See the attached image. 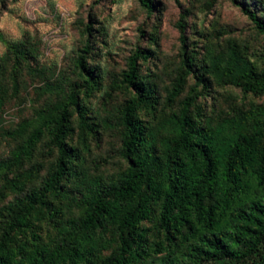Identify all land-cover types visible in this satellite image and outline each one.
I'll return each instance as SVG.
<instances>
[{
    "label": "rangeland",
    "instance_id": "obj_1",
    "mask_svg": "<svg viewBox=\"0 0 264 264\" xmlns=\"http://www.w3.org/2000/svg\"><path fill=\"white\" fill-rule=\"evenodd\" d=\"M150 1L149 13L138 0H0V163L21 145L19 127L31 129L40 110L67 103L75 87L91 127L84 134L75 107H69L66 143L78 151L75 171L47 197L49 208L61 217L50 219L41 210L38 221L37 211L32 226L15 233L16 245L27 251L34 249L32 234L46 246L62 239L63 229L81 216L78 202L117 182L127 168L121 155V110L136 94L122 78L136 50L146 56L138 58L137 74L153 101L137 116L158 154L172 136L171 121L185 99L191 100L190 115L206 129L264 107V92L245 93L232 79L243 68L264 76V34L234 3L264 21V0ZM56 158V147L45 134L30 160L0 170V234L10 205L41 187ZM31 169L35 174L28 181L20 179L18 189L9 188L10 181L31 175ZM99 237L103 259L116 247L114 228L100 230ZM149 239L159 241L155 230ZM184 252L185 247L174 255L163 252L139 264H185Z\"/></svg>",
    "mask_w": 264,
    "mask_h": 264
},
{
    "label": "trees",
    "instance_id": "obj_2",
    "mask_svg": "<svg viewBox=\"0 0 264 264\" xmlns=\"http://www.w3.org/2000/svg\"><path fill=\"white\" fill-rule=\"evenodd\" d=\"M138 3L149 13L154 8L150 0ZM234 3L264 34V21ZM145 57L136 50L122 78L136 94L121 110V155L127 168L117 182L94 189L78 202L81 216L63 229L58 242L42 245L40 237L32 234V251L16 245L15 233L29 229L37 211L38 221L41 210L50 219L61 217L49 208L47 197L74 173L73 163L79 157L66 143L69 107H75L84 134L91 127L78 103L76 87L67 103L40 110L31 129L28 124L19 127L16 133L23 136L22 143L0 163V170L30 160L45 134L56 147L57 158L41 187L31 190L18 205H10L0 234V264H139L163 252L174 255L182 247L185 264H264V107L206 129L190 115L191 100L185 99L171 121L172 136L158 154L137 116L141 106H153L150 91L137 74V60ZM82 61L80 56L78 64L84 68ZM238 68L233 61V69ZM88 72L91 77L93 69ZM232 79L245 93L264 92V76L252 70L239 69ZM34 174L31 169V175H19L9 188L18 189L20 179L28 181ZM145 222L152 226L145 227ZM107 226L114 228L116 247L101 259L104 247L99 231ZM152 230L159 241H150Z\"/></svg>",
    "mask_w": 264,
    "mask_h": 264
}]
</instances>
